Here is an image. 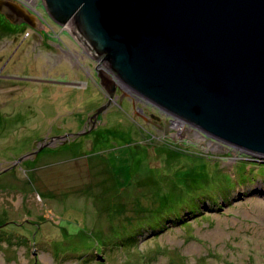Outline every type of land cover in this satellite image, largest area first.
Wrapping results in <instances>:
<instances>
[{
    "label": "rangeland",
    "instance_id": "rangeland-1",
    "mask_svg": "<svg viewBox=\"0 0 264 264\" xmlns=\"http://www.w3.org/2000/svg\"><path fill=\"white\" fill-rule=\"evenodd\" d=\"M26 32L0 15V264H264V157L129 97L87 131L98 61Z\"/></svg>",
    "mask_w": 264,
    "mask_h": 264
},
{
    "label": "water",
    "instance_id": "water-1",
    "mask_svg": "<svg viewBox=\"0 0 264 264\" xmlns=\"http://www.w3.org/2000/svg\"><path fill=\"white\" fill-rule=\"evenodd\" d=\"M45 2L53 22L113 71L96 69L109 99L97 115L124 83L176 124L264 157V0ZM0 14L38 33L48 28L21 0H0Z\"/></svg>",
    "mask_w": 264,
    "mask_h": 264
},
{
    "label": "flooded vegetation",
    "instance_id": "flooded-vegetation-1",
    "mask_svg": "<svg viewBox=\"0 0 264 264\" xmlns=\"http://www.w3.org/2000/svg\"><path fill=\"white\" fill-rule=\"evenodd\" d=\"M39 3L40 4H38V9H37V13H40L39 15L41 16V19L44 21V23H47V26H48V28H47V31L46 32H43V33H38L37 31H34V30H32L31 28H29L27 25H24V26H20V27H18L17 25H12V26H15V27H17V28H19V31H23V30H25L26 28H28V30L31 32L32 31V33H28V32H26L25 33V35H27L28 37H31L32 36V34H34L35 32L37 33V34H39V35H42V37H44V38H46L48 35H50V36H54V37H57L58 38V41H61L62 43H63V40L60 38L61 36H63L64 34H67V33H69L70 35H71V33L68 31V30H66V26L64 25L63 27H61V26H59V30L60 31H57V30H55L54 28H52V27H50L49 26V24L50 25H52L51 23H49V21L47 20V18H46V16L44 15V13H41V12H39L40 11V7H41V5H44V3H46L45 2V0H39ZM46 12V11H45ZM47 13V12H46ZM1 15V14H0ZM48 17H49V15H48V13L46 14ZM3 16V15H2ZM6 19V18H5ZM49 19H51L50 17H49ZM6 22H8L7 21V19H6ZM51 22L55 25L56 23L55 22H53V20L51 19ZM9 23V22H8ZM10 24V23H9ZM59 24V23H58ZM11 25V24H10ZM19 35V34H18ZM17 35V36H18ZM19 37V36H18ZM18 37H16V36H14V38H16V39H18ZM72 37V36H71ZM72 39V41H73V43H76V44H78V45H80V46H82V43H80L79 41H77L76 39H74L73 37L71 38ZM24 42H25V40L23 41H20V44L22 45V44H24ZM82 48H83V50H84V53H86L88 56H91L92 58H93V60L94 61H98V63H99V65L97 66V67H101V68H103L104 70H106V71H108V72H110V73H113V71H110L109 69H108V63H106V62H103L102 60H101V58L100 59H98V58H96L94 55H93V53H91L90 51H88L84 46H82ZM5 67V65L4 64H2V66L0 67V77H3V72H4V68ZM97 69V68H96ZM7 77H9V78H12L13 79V77H11V76H7ZM15 80V79H14ZM14 80H6L7 82H13ZM120 83V82H119ZM9 84V83H8ZM12 87V86H11ZM103 92H104V95H106L105 96V103H104V105H106L107 106V104L109 103V99H108V95L105 93V91L103 90ZM117 96H115L114 98H113V101L111 102V105L113 106V105H118V106H123V102H124V100H125V98H131V99H136V102L137 103H139V104H141V105H143L144 104V102H145V100L144 101H142V100H140V98L139 97H137V95H136V93H134V92H132L128 87H126V85L124 84V83H120V85H119V90L117 91ZM123 98V99H122ZM146 109L147 108H145V113L146 114H148L147 113V111H146ZM138 111H141L142 112V110H144L143 108H141V109H137ZM150 111V110H149ZM97 113L96 114H92V117L89 119V121H88V123H87V128L86 129H88L87 131H89V130H92L93 128V126L94 125H98L99 124V122H100V115H97ZM150 116V115H149ZM102 117V116H101ZM150 119L151 120H153L152 118H151V116H150ZM153 122H155V120H153ZM156 122L158 123L159 121L158 120H156ZM162 122V120L159 122V123H161ZM175 125H176V123H175V121L173 122ZM87 131L85 130V131H83L82 133H84V134H87ZM76 136V135H75ZM57 140H60V138H58ZM42 141V140H41ZM41 141H38V142H41ZM56 141V140H55ZM43 142V141H42ZM40 144V143H39Z\"/></svg>",
    "mask_w": 264,
    "mask_h": 264
},
{
    "label": "built area",
    "instance_id": "built-area-1",
    "mask_svg": "<svg viewBox=\"0 0 264 264\" xmlns=\"http://www.w3.org/2000/svg\"><path fill=\"white\" fill-rule=\"evenodd\" d=\"M21 1H24L25 3H27V5L33 9L34 8L38 9V4H40L39 0H21Z\"/></svg>",
    "mask_w": 264,
    "mask_h": 264
},
{
    "label": "bare ground",
    "instance_id": "bare-ground-1",
    "mask_svg": "<svg viewBox=\"0 0 264 264\" xmlns=\"http://www.w3.org/2000/svg\"><path fill=\"white\" fill-rule=\"evenodd\" d=\"M177 125L181 126L180 128H182V125H181V123L177 122Z\"/></svg>",
    "mask_w": 264,
    "mask_h": 264
},
{
    "label": "trees",
    "instance_id": "trees-1",
    "mask_svg": "<svg viewBox=\"0 0 264 264\" xmlns=\"http://www.w3.org/2000/svg\"><path fill=\"white\" fill-rule=\"evenodd\" d=\"M176 220H177V219H176ZM173 221H174V220H173ZM177 222L181 224V222H180V221H178V220H177ZM178 223H177V224H178Z\"/></svg>",
    "mask_w": 264,
    "mask_h": 264
}]
</instances>
